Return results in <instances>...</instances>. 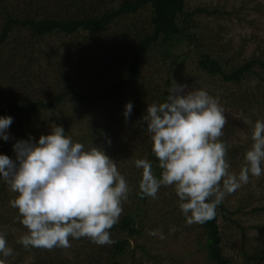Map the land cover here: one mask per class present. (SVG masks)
<instances>
[{
    "label": "rangeland",
    "instance_id": "1",
    "mask_svg": "<svg viewBox=\"0 0 264 264\" xmlns=\"http://www.w3.org/2000/svg\"><path fill=\"white\" fill-rule=\"evenodd\" d=\"M183 3L186 12L197 8L219 11L216 15H195L192 19L196 26L193 33L200 37L203 51L219 59L225 71L235 70L249 60L264 63V0H184ZM117 23V27H131L133 24L140 29L147 23V16L141 11ZM111 30L110 33H101L100 37L106 40L113 38L116 31L114 26ZM19 38L11 37L5 43L7 45L0 49V104L18 100L27 94L40 98L39 93H43L40 89L49 88L51 84L54 62L63 61L66 52L75 59L78 47L86 49L87 46L81 36L67 38L53 34L36 40L29 33H23V40ZM17 43L24 44L23 49L26 50L16 49ZM175 50L179 58L173 63L171 60L162 61L158 55L149 54L144 58L141 78L136 86L117 98L133 100L136 107L143 108L131 113L133 116L127 120L123 118L119 125H110L111 137L96 143V146L102 148L106 146L104 151L115 162L118 161V171L130 189L127 200L122 202L119 219L123 213L132 214L140 232L138 236L129 239L133 255L125 253L121 264H209L198 246L202 242L199 223H186L174 186L162 185L155 198L145 196L140 205L135 196L139 191L142 172L135 166V161L147 159L146 151L152 145L142 120L146 110L144 106L158 104L166 99L169 90L166 80L187 85V90L204 89L219 100L226 118L223 135L219 139L227 145L226 161L230 165V172H239L244 164V154L252 143L250 134L253 124L256 120H264V72L255 68L261 79L245 76L237 84L225 83L220 77L209 76L198 68L194 47L183 45ZM12 52L20 54L12 59ZM98 53L90 49L86 51L91 56ZM70 57L66 56L64 61H70ZM100 83L98 80L91 81L89 90ZM43 94H48V91ZM115 107V101L95 109L68 100L29 120L14 118L8 129L10 139L0 140V154L14 159L12 144L15 140L27 139L29 135L35 140L47 134L51 124L62 126L66 135L73 141L79 138L87 148L96 141L91 138L89 131L100 121L109 126L106 115L111 114ZM109 140L110 144L107 143ZM1 189L0 233L5 234L7 246L12 249L10 244L20 243L28 230L20 222L17 209L10 205L16 193L3 180H0ZM221 203L227 210L226 216L218 221L225 258H228L230 264H264V259L259 261L253 258L256 252H264V174L260 177L250 176L247 184L226 194ZM114 242L115 239L111 244L97 245L81 238H69V247L48 249L51 253L49 256L59 264H63L59 261L60 257L65 264H107ZM79 249H82V253H78ZM4 259L5 264L36 262L32 254L14 252L13 249L12 255Z\"/></svg>",
    "mask_w": 264,
    "mask_h": 264
},
{
    "label": "clouds",
    "instance_id": "2",
    "mask_svg": "<svg viewBox=\"0 0 264 264\" xmlns=\"http://www.w3.org/2000/svg\"><path fill=\"white\" fill-rule=\"evenodd\" d=\"M133 105H124L127 120ZM152 152L162 170L154 175L151 161L141 158L138 188L155 198L159 188L174 186L186 223L214 218L226 194L264 174V120L253 124L250 148L238 173L229 171L227 145L219 138L226 123L224 108L204 89L187 90L172 81L166 99L146 106L142 117ZM11 116H0V140L10 139ZM110 144V140L107 141ZM14 159L0 154V180L16 193L10 205L28 230L19 241L25 248H67L69 238L87 237L97 245L111 244L110 229L118 222L129 186L116 162L92 143L85 147L51 124L47 134L17 139ZM12 255L0 233V264Z\"/></svg>",
    "mask_w": 264,
    "mask_h": 264
},
{
    "label": "trees",
    "instance_id": "3",
    "mask_svg": "<svg viewBox=\"0 0 264 264\" xmlns=\"http://www.w3.org/2000/svg\"><path fill=\"white\" fill-rule=\"evenodd\" d=\"M183 2L184 0H0V49L7 45L5 43H8L13 36L23 40V33H29L30 37L36 40L53 34L67 38L81 36L87 45L86 49L78 47L76 50L78 55L75 59L70 57L69 52H66L65 58L70 57V61H64V58L61 62H54L49 88L40 89L43 93L48 91V94L39 93L40 98H33L27 94L18 100H8L7 103L0 104V116L7 115L12 119L22 117L23 120H29L40 112L50 111L68 100L95 109L115 101V109L111 114L106 115L110 122L107 123L109 126L100 121L89 131L91 138L96 140L92 144L96 146V143H102V140L111 137L110 125L116 126L121 123L124 118L122 113L125 103H132V113L143 108V106L136 107L133 100L125 101L117 98L136 86L141 78L140 70L144 58L149 54L158 55L162 61L171 60L173 63L179 58L175 49L183 45L194 47L198 58L197 66L203 73L218 76L225 83L237 84L245 76L261 79L255 72V68L264 72L263 62L249 60L237 69L228 72L222 68L219 59L203 51L200 37L193 33L196 26L192 19L195 15H216L219 11L197 8L186 12ZM141 11L147 16V23L143 27L138 29L133 24L131 27L129 25L117 27V22L121 19L136 16ZM112 26L116 30H114L113 38L109 40L105 37L101 38V33L112 32ZM20 45L22 44L17 43L16 46L14 44L16 49L18 47L22 50L25 45L19 47ZM94 46L99 55L86 54L88 49L97 53ZM24 50L26 48L22 51ZM13 53H11L12 59L20 54ZM22 53L26 55L25 52ZM93 80L101 83L97 84L96 88L93 87V90L92 88L89 90ZM165 84L169 88L172 85L169 80H166ZM47 97L51 99L46 100ZM132 116L133 114L130 117ZM74 142L85 144L79 138H76ZM103 149H106V146H103ZM146 152L147 160L153 164L154 175L159 178L162 170L158 167L157 158L152 152V145ZM2 192L1 189L0 194ZM135 196L140 205L145 196L140 190ZM226 213L227 210L220 203L213 219L199 223L202 230V242H199L198 246L204 252L209 264H230L228 258H225L222 253L218 225L219 218H224ZM12 222L13 220L9 221V223ZM135 225L134 216L123 213L118 222L109 230L110 238L115 239V242L111 247L107 264H121L125 253L133 255V251H130L129 239L140 233ZM81 239L86 240L87 243L93 242L87 237H81ZM10 245L14 252L32 254L36 261L35 264H59L49 256L51 253L48 249L25 248L21 243L15 242ZM81 250L79 249L78 253H82ZM56 255L60 256L58 253ZM253 258L262 261L264 252H256ZM59 261L65 264L61 257Z\"/></svg>",
    "mask_w": 264,
    "mask_h": 264
}]
</instances>
